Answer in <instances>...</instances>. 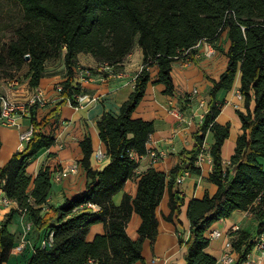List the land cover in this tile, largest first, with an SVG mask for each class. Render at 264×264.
Here are the masks:
<instances>
[{"label": "trees", "instance_id": "obj_1", "mask_svg": "<svg viewBox=\"0 0 264 264\" xmlns=\"http://www.w3.org/2000/svg\"><path fill=\"white\" fill-rule=\"evenodd\" d=\"M14 1L22 17L13 38L0 48V71L17 72L26 64L28 86L33 90L44 76L45 65L63 55L66 80L60 84L63 100L57 106L76 94L86 93L72 84L77 55L88 54L98 65L107 64L115 73L136 46L143 58L133 91L121 105L119 115L104 114L97 121L108 165L101 171L92 169L91 139L84 138L80 142V165L85 189L66 198L62 206L47 203L52 187L48 168L40 169L33 181L26 173L34 156L55 142L43 133L52 116L37 121L38 106L27 109L23 118L32 126L33 135L24 149L0 169L4 197L18 207L11 209L0 223V264L7 261L14 248V236L8 226L17 212L28 216L40 237L53 232L52 246L39 249L37 243L26 264H135L142 260V243L154 241L157 235L155 210L166 187V175L147 171L138 177L135 197L125 194L119 206L112 203V196L134 176L137 164L129 154L143 156L154 132L152 122L132 119V112L144 96L150 67L158 68L156 83L164 86V94L173 96L172 64L193 54L198 43L214 42L224 31L230 44L226 70L217 81L211 80L209 110L194 135L195 147L182 155L183 165L171 171L167 187L171 190L175 178L183 172L200 175L195 162L203 151L206 133L211 131L213 172L209 181L217 186V191L188 204L189 239L180 241L186 249L185 264L216 263L205 252L209 245L207 235L215 222L229 219L235 211L252 215L258 222L257 236L264 234V0ZM238 71L245 114L238 113L242 134L236 141L230 168L223 172L220 150L228 136V125L216 124L219 109L214 97L218 90L231 89ZM6 80L12 81L14 76ZM178 195L170 194L166 221L172 222L174 216L177 220L183 203ZM88 204L99 210L86 208ZM133 213L141 220L137 240H131L126 233ZM95 224L103 225L104 234L88 242L86 235ZM228 236L238 257L236 264H244L254 246L250 235L238 229Z\"/></svg>", "mask_w": 264, "mask_h": 264}, {"label": "crops", "instance_id": "obj_2", "mask_svg": "<svg viewBox=\"0 0 264 264\" xmlns=\"http://www.w3.org/2000/svg\"><path fill=\"white\" fill-rule=\"evenodd\" d=\"M229 45L227 32L224 31L214 42H200L194 47L193 54H189L186 59L175 61L171 71L174 85L173 96L164 94V86L156 83L158 68L156 66L149 68V82L144 96L132 112L131 118L153 123L154 132L146 144V151L161 153L163 158L152 163L148 155L139 157L136 160L134 176L128 179L122 189L112 196V203L119 206L125 194L132 198L135 197L139 176L149 170L166 175V187L155 210L158 222L157 235L154 241L145 240L142 243V260L135 264H185L186 249L183 244H180V241L185 243L189 239L188 204L193 199H202L205 194L213 196L217 191V186L209 181V176L213 172L210 150L214 138L211 131L205 135L203 151L199 155L200 161L196 165L201 170L200 175L189 174L180 185L173 182L171 190L168 189L167 184L171 171L183 165L182 155L195 147L194 135L198 133L202 124L200 118L202 115H206L209 110L211 80L217 81L225 72L228 62L226 53ZM142 58V51L136 46L132 53L125 58L117 76L107 80H101L98 76H94L90 81L82 82L77 75V68L94 69L98 66V62L88 54H79L73 68L72 84L80 86L88 94L99 96V102L94 105H84L81 108H74L68 104L57 106L58 103L50 102L45 107L38 108L37 121L49 114L52 116L49 124L43 129V133L52 137L55 142L52 147L43 149L34 156L26 168L27 175L33 181L42 168H48L52 174L62 169L71 170L73 168L65 178L52 184L47 200L49 206H62L66 198H71L84 191L85 174L80 165L83 157L80 142L89 137L92 143V152L96 150L106 152L105 145L98 137L97 121L104 114L113 117L119 115L121 105L133 91L135 82L133 77L141 70ZM240 79L241 73L238 71L231 89L218 90L214 97L215 104L219 109L215 122L222 127L228 125V136L220 150L222 165L230 161L234 154L236 141L242 134L238 113L245 114V109L239 92ZM65 80L66 71L62 55L58 60L45 65L44 76L37 88L51 95L54 86ZM28 81L27 75L21 77L19 73L14 76L12 81L3 80L0 83V95L7 96L15 102L24 103L33 91L28 86ZM252 108L253 104L250 106V109ZM15 122V127L0 125V169L8 163L12 155L24 149V145L20 144L19 134L27 128L28 120L17 118ZM108 163L109 159L105 162V166ZM90 165L93 170L96 169L91 159ZM31 188L32 185L30 190ZM28 192L30 193V191ZM176 192L179 193L178 198L183 203L179 208L178 221L174 216L173 221L169 222L165 220L170 214L169 198L170 194L174 195ZM11 209H18L15 202L11 201L8 206H0V223ZM27 221L28 216L20 212L13 215L8 230L14 236V246L22 238L26 239V243L21 253H16L12 249L7 261L3 264H26L32 256L34 247L41 237L38 231L34 230L29 235H24V226ZM140 223L138 215L133 213L126 226V233L131 240L138 239L137 230ZM233 227L247 232L255 244L258 238V222L246 212L235 211L229 219L215 222L210 227L211 231H218L221 234L218 239L209 241L205 250L215 260L219 258L223 240ZM103 234L102 224L92 225L86 235V241L91 242L95 236ZM248 258L264 264V256L260 258L254 250L251 251Z\"/></svg>", "mask_w": 264, "mask_h": 264}, {"label": "built area", "instance_id": "obj_3", "mask_svg": "<svg viewBox=\"0 0 264 264\" xmlns=\"http://www.w3.org/2000/svg\"><path fill=\"white\" fill-rule=\"evenodd\" d=\"M185 63L187 64V62ZM76 72L82 82L90 81L95 76V74H98L101 80H107L109 78H113L117 76V73L113 71V68L108 66L107 64L98 65L94 69L77 68ZM135 78L136 76L133 77V81L135 80ZM9 87H11V84H9ZM61 90H62L61 85L57 84L52 89L53 93L51 95H48L47 93L41 91L40 89L35 88L33 89L31 95L24 103H18L11 100L7 96L0 95V125L5 127H15L16 126L15 120L17 118H23V116L26 115L27 109L29 107L37 105L38 108H43L50 102H55V103L61 102L63 100L60 94ZM193 93H196V91H193ZM99 99L100 97L94 94L79 93L74 95L72 97V100L66 99L64 103L74 108H81L84 105L85 106L94 105L99 102ZM204 116L205 115H202L200 118L202 122ZM32 135H33L32 126H27V128L19 134L20 144L25 145L26 142L31 139ZM129 155L130 158L134 160H137L139 158L133 153H130ZM145 155H148L151 158L152 163L158 162L163 158V154L157 153L155 151H146V153L143 156ZM90 159L93 160L95 164L96 167L95 170L101 171L105 167V162L109 159V157L106 152H102L101 150H96L92 152ZM199 161H200V156L198 155L195 165H197ZM228 168H230L229 161L222 165L223 172H225L226 169ZM72 170L73 168L71 170L62 169L60 171L51 174L52 184L58 183L62 178H65L69 173H71ZM189 174L190 173L188 172L181 173L179 176L175 178V184L180 185ZM2 186H3V182L0 185V206H8L11 201L4 197ZM86 208L93 211L99 210L97 206L91 204H88ZM236 230H238V227H233L231 231H236ZM32 231H33L32 223L28 220L24 226V235H29ZM220 236H221L220 232L210 231L207 235V239L208 241H211L214 239H218ZM25 243H26V239L22 238L20 242L14 246L13 251H15L16 253H21L22 250L24 249ZM52 243H53V232L48 231L41 236L37 247L39 249H49L52 246ZM252 250L257 252L260 258H263L264 234L258 236ZM237 259L238 257L235 251L233 250L230 238L228 235H226L222 243L221 254L219 258L216 260L215 264H236ZM244 264H260V262L257 260H250L247 257V260L246 262H244Z\"/></svg>", "mask_w": 264, "mask_h": 264}, {"label": "rangeland", "instance_id": "obj_4", "mask_svg": "<svg viewBox=\"0 0 264 264\" xmlns=\"http://www.w3.org/2000/svg\"><path fill=\"white\" fill-rule=\"evenodd\" d=\"M22 14L14 0H0V48L13 38V32L21 21ZM24 77L27 73V65L17 71H0V83L18 74Z\"/></svg>", "mask_w": 264, "mask_h": 264}, {"label": "water", "instance_id": "obj_5", "mask_svg": "<svg viewBox=\"0 0 264 264\" xmlns=\"http://www.w3.org/2000/svg\"><path fill=\"white\" fill-rule=\"evenodd\" d=\"M25 60H26V61L28 60V56L25 57Z\"/></svg>", "mask_w": 264, "mask_h": 264}]
</instances>
